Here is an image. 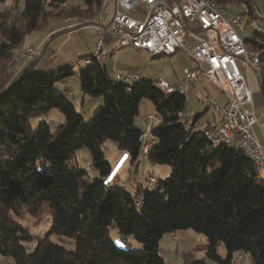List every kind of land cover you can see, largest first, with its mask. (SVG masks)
Returning <instances> with one entry per match:
<instances>
[{
    "label": "trees",
    "instance_id": "trees-1",
    "mask_svg": "<svg viewBox=\"0 0 264 264\" xmlns=\"http://www.w3.org/2000/svg\"><path fill=\"white\" fill-rule=\"evenodd\" d=\"M68 1L12 0L6 6L9 0H0V255L10 264H165L162 237L192 229L205 237L203 245L192 248L203 257L185 252L183 264H231L238 252L248 255L250 264H264V178L241 149L209 142L203 130L210 124L198 129L185 116L189 124L183 126L178 116L185 111L183 94L165 95L145 78L131 84L113 79L95 59L75 72L71 66L35 69L33 59L14 78L12 56L26 35L54 16L90 19L101 2L62 7ZM214 1L226 9L240 7L238 12L248 11L255 21L258 17L252 0ZM249 31L245 44L261 52L255 73L264 95V29ZM72 75L82 99L102 98L88 121L66 96L54 92L56 82ZM142 99L159 116L145 153L143 132L135 123ZM52 109L63 122L52 128L41 121L33 129L31 119ZM107 141L125 151L131 164L142 154L151 166L168 165L169 175L133 192L114 180L105 183L111 173ZM81 148L88 150L95 176L81 168L75 156ZM22 210L35 219L49 217L43 236L32 235L16 218ZM112 224L120 234L132 235L141 249L117 246L108 233ZM52 236L71 239L74 248ZM33 238L30 248L26 243Z\"/></svg>",
    "mask_w": 264,
    "mask_h": 264
},
{
    "label": "built area",
    "instance_id": "built-area-1",
    "mask_svg": "<svg viewBox=\"0 0 264 264\" xmlns=\"http://www.w3.org/2000/svg\"><path fill=\"white\" fill-rule=\"evenodd\" d=\"M109 1L101 0L93 17L95 47L89 57H83V63L86 65L95 59L103 64L112 53L128 47L145 50L152 56L182 51L192 62V67H183V84L174 87L161 77L144 78L151 80L165 95L184 94L187 85H194L200 79L218 87L226 104L205 96L204 105L212 109L215 123L203 130L204 137L214 145L241 149L264 178V151L253 134L252 127L256 123L253 94L244 74V71L255 72L259 68L261 52L245 44V27H257L252 15L248 11L229 14L214 0H111L113 11L108 14ZM139 3L148 7L143 19L126 13ZM41 52L39 46H21L15 50L13 61L36 59ZM80 60L75 57L72 65ZM117 77L129 84L143 79L135 74ZM178 116L187 127L185 113L180 112ZM158 121L156 114L146 119V130L141 136L143 153L154 140L150 130ZM170 236L172 240L177 238L174 233ZM244 256L242 252L233 254L231 264H240Z\"/></svg>",
    "mask_w": 264,
    "mask_h": 264
},
{
    "label": "rangeland",
    "instance_id": "rangeland-1",
    "mask_svg": "<svg viewBox=\"0 0 264 264\" xmlns=\"http://www.w3.org/2000/svg\"><path fill=\"white\" fill-rule=\"evenodd\" d=\"M79 3H81L80 0H70V2L62 7L69 9L71 5L73 7H76V5ZM9 4L10 3H7L5 5L8 6ZM252 5L256 8L255 12H257V14L264 13V0H252ZM240 10V7L234 9L232 5L227 9L229 14H233V12ZM128 14L132 15L133 13L128 12ZM65 18L67 19V17ZM65 18L60 16L48 18L38 29L26 35V37L24 38V43L27 45L22 46H29L28 44H31V46H37V42L43 40L45 38V35L48 34L50 30H54L58 26L69 21ZM143 18L144 16L140 17V19ZM75 20L77 21V18L73 19L74 22H76ZM77 25L80 28H74L70 32L55 31L51 33L49 38L44 39L45 42L47 41L48 47L46 49L47 52L41 58V62L46 61V59L48 58V52H50L51 50L55 51L59 48H63L66 53L72 57L87 56L89 55V52L94 50L96 42V29L94 28V26L92 27V25H90L89 23L86 24L85 22H82L81 24L78 23ZM77 25L75 27H78ZM256 26L259 29H264V17L258 15L256 19ZM249 30L250 29L248 27H245L246 34H249ZM64 39L65 42L63 43V45L58 47V45L62 43ZM144 55V60L140 61L135 68L130 69L131 73L138 74L140 77L148 76L151 79L161 77L168 81L174 87L178 86L179 84H183V67L191 65V60L189 59L188 55L180 50L171 55H161L154 57L147 52H144ZM13 56L10 66L16 63L13 61ZM38 58L34 60L37 61ZM80 59L81 60L77 65H72L70 61L69 63H64L61 65L62 67L71 66L72 70L75 72L77 67L86 66L83 63V58ZM23 60L29 61L30 59ZM37 69L45 71L51 70L52 68L44 67L40 63L38 64ZM250 71L251 72L249 74L244 73L247 82L253 93H259L260 85L257 75L253 70ZM108 72L111 78L119 80L110 69H108ZM204 90L209 93L210 98L212 99H215L217 96H221L219 90L214 85L206 81H200L196 85L186 86L185 88L183 98L185 99V109L188 113L187 120L191 122L193 121L196 114H202V117L205 119H210V116L212 115V109L205 108L204 105L205 97L204 95H202ZM66 91H70V93L67 95ZM54 92L56 94H63L64 96H68L66 98H68V100L74 105L76 111L80 114V116L83 117L85 121H88L93 110L97 106L102 104L101 97H87L84 99L81 98L77 76L75 75L67 77V80L56 82L54 84ZM153 113L154 110L151 102L148 99H142L139 104V113L135 118V123L142 132H145L146 130V119L149 116L148 114ZM63 119V115L58 110L52 109L45 117L31 119V124L33 129H35L41 121H45L53 128L56 124L62 123ZM201 124L203 123L201 122L197 126H202ZM103 145L105 146V159L109 161L111 165L110 175L103 178V180L109 185H113L112 179L113 177H115L113 180L118 183L119 186L126 187L133 192L136 186H150V184L155 183L156 179H164L170 173V167L168 165L151 166L144 161L142 154L138 159V163L131 164L127 153L125 151L118 150L113 146L111 141H107ZM75 156L79 159L82 169H84L90 176L96 175L95 170L90 164V154L87 149L81 148L80 150H77L75 152ZM17 215L18 217L16 218L21 220L24 224L28 225L32 235L36 234L38 236H43L49 228L50 219L47 215H42L40 216V218L35 219L33 217H29L25 210L19 211ZM108 233L111 240L117 246L127 247L131 245L134 249L137 250L141 249L142 247L141 244L137 242L132 235L120 234L114 224L108 226ZM174 234L177 236L175 240L171 239V234H165L160 241V248L164 247L162 256L165 264H183L182 254L188 251H191V254L195 259H201L203 257V251L192 249L196 245H203L205 243V237L203 234L195 232L192 229L179 230ZM52 239L55 241H59L56 236H52ZM35 242L36 238H33L31 239V241H29V243L26 244L30 246V248H32L35 245ZM59 242H61L67 249L74 248V243L71 239L64 238V241ZM0 264H10V262L7 258H4L0 255ZM240 264H250L249 256H244Z\"/></svg>",
    "mask_w": 264,
    "mask_h": 264
},
{
    "label": "crops",
    "instance_id": "crops-1",
    "mask_svg": "<svg viewBox=\"0 0 264 264\" xmlns=\"http://www.w3.org/2000/svg\"><path fill=\"white\" fill-rule=\"evenodd\" d=\"M68 2H70V0ZM233 7H234V9H237L236 6H233ZM147 9H148L147 5H145L144 3H139V4H137V6L134 9H130V10L126 11V12H127V14H128V12H132L133 13L132 15L131 14H128V15L133 17V18L140 19V17L144 16V14L147 11ZM254 9L256 11L255 7H254ZM112 11H113V1L110 0L108 2V14H110V12H112ZM237 12L238 11H235V12H233V14H235ZM257 15H259L261 17H264V13L257 14ZM73 19H76V18H67L66 20H69L68 22L58 26L54 30H50L48 32V34L45 35V38H49L51 33L55 32V31H58V32L59 31L70 32V31H72L74 29L73 27H75L78 23L81 24L82 22L83 23L85 22L86 24L89 23L90 25H92V27L94 26V28H95V24H94L95 22L93 21V17L90 18V19H84V18L77 19V21L75 20L76 22H74ZM83 26H85V25H83ZM44 39L40 40L39 42H37V46L42 48V52H41V55L38 58V60L35 61V63H36L35 69H37V66L40 63L44 67H51L52 69H56V68L62 67L61 64L69 63V61L72 64V62H71L72 59L77 57V56L72 57L69 54H67L66 51L63 48H61V49L59 48L60 50L57 49L55 51L51 50L50 52H48V58L46 59V61L41 62L42 61L41 58L47 52L46 49L48 47V43H47V41L45 42ZM64 42H65V39L62 41V43H60L58 45V47L63 45ZM23 45H27V44L24 43ZM28 45H31V44H28ZM91 52H89L88 54H91ZM144 52H147V51L142 50V49L132 48V47L119 49V50L115 51L114 53H112L110 55V57L103 62V66L105 67L107 73H109L108 69H110L112 71V73L116 76L117 79H119L117 77V75L123 76L124 74H135V73H131L130 69L135 68L140 61L144 60V58H145ZM148 54H150V53H148ZM154 57H156V56H154ZM30 61L31 60H29V61H27V60L17 61L16 63H14L11 66V70L14 72V78H17L23 72V70H25L27 68V66L30 64ZM189 67H192V62H191V65H189ZM78 68L79 67H77V69ZM250 72H251L250 70L244 71L245 74H249ZM135 75L140 77L138 74H135ZM144 77L145 76L140 77V78H144ZM119 81H121V80L119 79ZM200 81L209 82L208 80H204V79H200L198 82H200ZM197 83H195L194 85H196ZM209 83H211V82H209ZM187 86H191V85H187ZM216 88L219 90V93H220L221 96L220 97L217 96L213 100L218 102V103H220V104H226V99H225L224 95L221 93V91H220V89L218 87H216ZM69 93H70V91H66L67 95ZM252 93H253V91H252ZM202 95H204V97L205 96H209L210 97L209 93L206 90L203 91ZM66 97H68V96H66ZM85 98H87V97H85ZM253 106H254V112H255V115H256V123L253 125L252 130H253V134H254L255 139L262 146L263 151H264V95L262 94L261 91L259 93L258 92H256V93L254 92L253 93ZM184 112H185L186 117H188V113L186 112V109H185ZM154 114L155 113L148 114V115H154ZM193 120H194L195 128L200 129V127L204 128L205 126H207L209 124L211 125V124L215 123V115L212 112V115L210 116V119H205V118L202 117V114H196L194 116ZM189 122H191V121H189ZM201 122L203 123V124H201L202 126L198 127L197 125L199 123H201ZM113 146L115 147V144H113ZM143 159H144L145 162H147L145 160L144 156H143ZM114 178L115 177H113V179ZM126 190H128L129 192H132V191H130L127 188H126ZM218 253L221 256L225 255V250H224L222 245H220L218 247Z\"/></svg>",
    "mask_w": 264,
    "mask_h": 264
},
{
    "label": "snow or ice",
    "instance_id": "snow-or-ice-1",
    "mask_svg": "<svg viewBox=\"0 0 264 264\" xmlns=\"http://www.w3.org/2000/svg\"><path fill=\"white\" fill-rule=\"evenodd\" d=\"M117 243H119V242H117Z\"/></svg>",
    "mask_w": 264,
    "mask_h": 264
}]
</instances>
